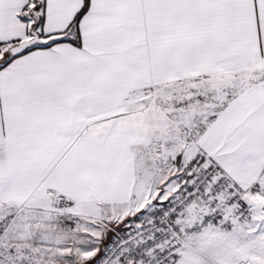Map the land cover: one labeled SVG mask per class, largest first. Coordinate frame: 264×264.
<instances>
[{"label": "snow or ice", "instance_id": "1", "mask_svg": "<svg viewBox=\"0 0 264 264\" xmlns=\"http://www.w3.org/2000/svg\"><path fill=\"white\" fill-rule=\"evenodd\" d=\"M0 264H264V0H0Z\"/></svg>", "mask_w": 264, "mask_h": 264}]
</instances>
